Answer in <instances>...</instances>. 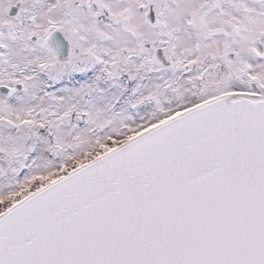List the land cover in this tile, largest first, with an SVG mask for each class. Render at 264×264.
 I'll return each instance as SVG.
<instances>
[{
	"label": "snow or ice",
	"instance_id": "snow-or-ice-1",
	"mask_svg": "<svg viewBox=\"0 0 264 264\" xmlns=\"http://www.w3.org/2000/svg\"><path fill=\"white\" fill-rule=\"evenodd\" d=\"M0 264H264V0H0Z\"/></svg>",
	"mask_w": 264,
	"mask_h": 264
}]
</instances>
